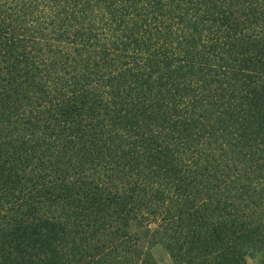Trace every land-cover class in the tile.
I'll return each mask as SVG.
<instances>
[{
    "label": "trees",
    "instance_id": "1",
    "mask_svg": "<svg viewBox=\"0 0 264 264\" xmlns=\"http://www.w3.org/2000/svg\"><path fill=\"white\" fill-rule=\"evenodd\" d=\"M155 236L264 264V0H0V264Z\"/></svg>",
    "mask_w": 264,
    "mask_h": 264
},
{
    "label": "rangeland",
    "instance_id": "2",
    "mask_svg": "<svg viewBox=\"0 0 264 264\" xmlns=\"http://www.w3.org/2000/svg\"><path fill=\"white\" fill-rule=\"evenodd\" d=\"M151 227L153 226L151 225ZM164 242L165 240L161 236H155L146 244L156 264H186L183 261H174ZM245 258L247 264H256L255 256L246 255Z\"/></svg>",
    "mask_w": 264,
    "mask_h": 264
}]
</instances>
